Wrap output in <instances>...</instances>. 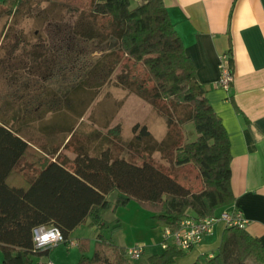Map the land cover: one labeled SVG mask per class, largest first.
I'll use <instances>...</instances> for the list:
<instances>
[{"label":"trees","instance_id":"16d2710c","mask_svg":"<svg viewBox=\"0 0 264 264\" xmlns=\"http://www.w3.org/2000/svg\"><path fill=\"white\" fill-rule=\"evenodd\" d=\"M25 1L2 0L8 32V22ZM76 11L71 19L43 18L46 36L37 30L32 32L34 41L20 45L19 37L3 52L0 45L2 264H41L34 255H45L50 247H33L35 226H57L68 243L73 228L87 219L96 235L93 241L77 239L81 254L74 264H138L128 258L126 246L113 239L119 219L108 220L107 210L135 200L151 219L175 230L185 215H214L234 200L227 131L206 98L164 0H89L87 8ZM43 40L54 44L44 46ZM120 64L123 69L118 71ZM109 83L125 84L156 103H170L177 121L166 117L168 125L193 122L196 136L175 146L172 161L195 168L197 184L150 160L138 162L114 154L105 144L90 150L88 141L80 142L73 148V158L66 159L62 150L79 119ZM131 130L138 141L146 139L149 150L174 143L169 137L149 141L151 132L145 123L136 121ZM35 136L50 139L54 146L49 149L40 142L35 147ZM62 144L56 159L48 161L46 154H55ZM112 191L117 192L114 202L107 199ZM182 250L168 245L141 264H170ZM250 260L264 264L260 238L244 227L226 225L217 250L193 264H249Z\"/></svg>","mask_w":264,"mask_h":264},{"label":"crops","instance_id":"0c3cea01","mask_svg":"<svg viewBox=\"0 0 264 264\" xmlns=\"http://www.w3.org/2000/svg\"><path fill=\"white\" fill-rule=\"evenodd\" d=\"M164 4L186 53L194 63L206 98L221 118L229 137L234 200L227 207L217 210V214L236 208L247 219L244 228L264 244V0H164ZM5 10L0 0V32L7 20ZM3 36L4 31L0 34V45ZM224 52L230 55L233 72L228 89L217 84L219 55ZM75 144L77 147L80 143ZM87 144L90 150L95 146ZM43 145L49 149L54 146L48 138L46 141L43 139ZM98 146L97 143L95 148ZM62 147L63 144L55 154H46V159L55 160ZM73 156V153H66L68 160ZM20 162L22 164L23 161ZM116 196L117 192L112 191L107 199L114 202ZM139 210L136 207V213ZM104 215L108 220L118 217L112 210H107ZM118 219L119 228L112 233L113 239L124 246L138 241L128 238V230L122 226L121 218ZM151 220L160 235L164 225ZM224 227L223 221L215 222L199 244L182 250L170 264H193L196 258L204 254L212 255L217 250ZM70 234H74L70 239L75 244L67 245L77 246L76 241L81 237H90L93 241L96 231L88 225L87 219L73 228ZM50 249L45 256H50ZM163 250L157 240L143 244V252L137 263L141 264L149 255ZM80 254L78 249L77 256ZM38 262L46 263L44 260Z\"/></svg>","mask_w":264,"mask_h":264},{"label":"rangeland","instance_id":"374dc122","mask_svg":"<svg viewBox=\"0 0 264 264\" xmlns=\"http://www.w3.org/2000/svg\"><path fill=\"white\" fill-rule=\"evenodd\" d=\"M88 5L89 0H26L17 14L8 22V24H11H9V32L6 24V26H2L4 34L5 31L7 32L3 37L2 45L4 48L1 51H4L5 46H12L15 41L19 40V37L22 38L20 39V45H24L26 41H34L33 31L41 30L43 36H46L43 33L45 17L62 15L66 19H71L74 17L72 11L77 13V8H87ZM5 17L7 18V15ZM19 30L23 31V35H21ZM3 31L1 30V32ZM42 42L44 46L54 44L53 42L44 43V40ZM122 69L123 66L120 64L116 70L120 71ZM112 79H114V76H112ZM176 115L177 112L170 103H156L150 97L140 96L133 88L125 84L116 87L109 83L100 90L89 104L84 115L79 119L80 124L68 147L63 151L71 155L76 145L75 143H84L86 141L92 146H96L97 143L98 145H110L114 154L125 156L138 162L150 160L161 168L176 174L178 178L185 176L191 182L197 184L195 168L188 164L176 166L172 161L175 155V146L193 139L196 133L193 122H173L168 125L166 117L171 116L176 120ZM136 121L139 124H147L151 132L149 141L166 140L169 137L174 141L173 145L162 150H149L146 139L138 141L134 138V133L131 132L132 124ZM45 138L44 136H35L32 142L38 145L43 142V139L46 141L47 138ZM136 207L140 208L141 210L139 211L141 212L138 211L136 213ZM113 211L121 218L122 226L128 230V238L132 237L138 240L126 247L134 246L135 244H151L153 240H157V242L161 240V233L159 235L157 228L152 226L154 221L151 220L149 211L144 209L137 201L130 200ZM72 236L74 234H70L69 238ZM67 244V242H60L52 246L49 257L34 255L33 258L36 262L39 260L47 261L48 259L46 260V258H49L54 264H74L78 258L77 251L79 248L76 245L68 246ZM155 247L159 248V246ZM134 261L138 262L137 260ZM248 263L261 264L253 260ZM0 264H2L1 258Z\"/></svg>","mask_w":264,"mask_h":264},{"label":"built area","instance_id":"2783aa9c","mask_svg":"<svg viewBox=\"0 0 264 264\" xmlns=\"http://www.w3.org/2000/svg\"><path fill=\"white\" fill-rule=\"evenodd\" d=\"M218 68L220 75L217 84L228 89L233 79L228 52L219 55ZM219 220L223 221L225 226L238 225L239 227H245L247 224V219L242 217L240 211L236 208L225 209L219 214L206 217H194L187 214L181 218L177 229L170 230L167 226L163 227L160 245L163 248L168 245H174L183 250L194 247L203 240L204 236L211 231L213 224ZM63 241L64 236L55 225L39 224L33 228V247L36 249L52 247ZM68 243L75 244V241L70 239ZM142 252L143 244L126 247V255L133 261L138 260ZM45 264H52V261L48 260Z\"/></svg>","mask_w":264,"mask_h":264}]
</instances>
